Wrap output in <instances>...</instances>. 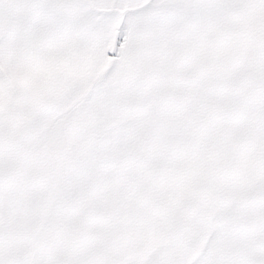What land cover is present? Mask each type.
<instances>
[{"label": "snow or ice", "instance_id": "snow-or-ice-1", "mask_svg": "<svg viewBox=\"0 0 264 264\" xmlns=\"http://www.w3.org/2000/svg\"><path fill=\"white\" fill-rule=\"evenodd\" d=\"M0 264H264V0H0Z\"/></svg>", "mask_w": 264, "mask_h": 264}]
</instances>
